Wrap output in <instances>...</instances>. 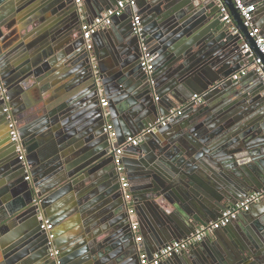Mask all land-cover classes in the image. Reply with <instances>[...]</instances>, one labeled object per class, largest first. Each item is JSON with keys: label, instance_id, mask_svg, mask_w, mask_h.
I'll use <instances>...</instances> for the list:
<instances>
[{"label": "water", "instance_id": "water-1", "mask_svg": "<svg viewBox=\"0 0 264 264\" xmlns=\"http://www.w3.org/2000/svg\"><path fill=\"white\" fill-rule=\"evenodd\" d=\"M6 1L0 4L6 5L0 15V79L30 179L23 162L15 158L14 164V145L0 116V264L46 263L40 216L51 221L60 264H139L140 251L151 255V242L158 250L187 238L264 186V84L241 44L263 65L264 56L232 0L224 3L236 34L221 21L214 0H135L140 35L126 15L121 25L113 18L92 36L99 42L93 45L98 76L81 26L92 21L87 10L100 17L118 0H83V19L74 0ZM247 1L255 3L254 14L263 15L264 31V0ZM143 52L153 56L151 74L140 67ZM102 57L111 61L109 69ZM243 67L246 73L234 79ZM194 95L203 102L195 104ZM101 96L108 101L116 144L125 137L124 127L136 136L170 109L182 108L165 127L123 150L138 231L145 230L140 242L119 191L112 143L103 133ZM243 214L253 219L243 232L231 222L215 231L213 242H199L191 259L182 252L168 260L264 264V199ZM226 233L230 240L223 239Z\"/></svg>", "mask_w": 264, "mask_h": 264}, {"label": "built area", "instance_id": "built-area-1", "mask_svg": "<svg viewBox=\"0 0 264 264\" xmlns=\"http://www.w3.org/2000/svg\"><path fill=\"white\" fill-rule=\"evenodd\" d=\"M214 1L222 14L221 21L229 27L232 33H238L239 30L228 10V7L224 3V0ZM232 1L235 8L240 14L243 25L248 29L249 36L253 38L258 51L264 56V36L261 33L260 29L257 28L253 23L255 4L249 3L246 0ZM74 3L76 5L78 14L83 19V0H74ZM134 6L135 0H118L116 5L105 10L100 17H96L90 22L83 21V24L81 26V34L84 41V48L89 53L93 74L95 76H98V66L96 56L93 53L92 36L102 28L109 26L113 18L122 16L126 9L133 8ZM131 26L135 34H141V15L137 14L136 12L132 13ZM241 49L242 53H249L248 58L252 60V64L255 65L254 69L259 74L264 84V65L261 61V58L254 57L253 51H251L249 45L245 42L241 44ZM143 50H145V48H143ZM152 60V55L146 52L142 53L140 59V67L146 74H151L153 71ZM246 71V67H243L242 69H240V71L233 75V78L237 79L241 75H244ZM192 98L194 99L195 104H201L203 102V99L199 96L194 95ZM0 99L2 100L3 113L7 124L8 136L10 138V141L14 145V152L16 154L17 160L23 162L25 166V179L28 180L30 179V166L25 162V147L21 143L19 132L16 127V120L11 113V108L8 103V96L1 79ZM100 106L102 108V115L105 119V122L103 124V133L112 143L111 152L115 164V170L119 178V191L124 202L125 212L130 222V228L133 232H135V241L140 242L141 236L137 234L139 229V220L136 216L135 205L133 204L132 194L129 189L130 185L126 173L124 172L123 164L121 162L123 150L126 146L137 145L141 141L143 134L155 131L156 129L161 127H165L172 119H175L176 117L181 115L182 108L178 107L170 109L167 115L158 118L153 123H150L148 127L145 130H142L138 135L125 136L120 144H116L118 135L109 116V111L107 108L108 101L103 96H101ZM262 199H264V186L260 189L250 192L247 197L226 208L217 219L210 221L205 225H200L199 227H197L195 233L190 235L189 237L179 240H172L165 246L151 253V255L146 254L144 251H140L139 264H161L162 261L174 255H178L182 252L187 251L193 245L203 241L208 236V234H212L215 230L225 227L229 223L235 221L241 213L248 211L251 205L260 202ZM40 220L41 230L46 232L48 258L50 259L51 264H60V253L58 248L54 244V234L52 232L51 221L44 216H40Z\"/></svg>", "mask_w": 264, "mask_h": 264}, {"label": "crops", "instance_id": "crops-1", "mask_svg": "<svg viewBox=\"0 0 264 264\" xmlns=\"http://www.w3.org/2000/svg\"><path fill=\"white\" fill-rule=\"evenodd\" d=\"M0 1H2V0H0ZM6 0H3L2 2H0V4H9L8 2L9 1H6ZM247 1V0H246ZM252 3V2H251ZM255 4V3H254ZM4 11H6V5H2V6H0V15H2L1 13H4ZM136 11H138V9L135 7V9L134 8H128V9H126L125 10V12L123 13V15L122 16H120V17H118V18H116V23H118V25H121L122 24V22H123V19L126 17V15H129V16H131L132 15V13L133 12H136ZM87 15H88V17H89V19L90 20H92V14L90 13V11H88L87 10ZM96 18V17H95ZM94 19V18H93ZM263 19V15H260V14H257L256 15V13L253 15V23H254V25L257 27V28H259L260 29V31H261V33L263 34V36H264V31H263V29H262V27H261V20ZM108 27V26H107ZM2 30V32L3 33H5V34H8V31H6L4 28H2L1 29ZM96 38H93L92 39V42H93V45H95V46H98V44H99V42H98V40H95ZM100 41V40H99ZM97 48H99V47H97ZM100 49V48H99ZM101 51H102V56H104V49L102 48V49H100ZM5 52V50H3L2 51V53H4ZM97 60V59H96ZM99 62L101 63V64H103L104 65V67L105 68H108L109 69V67H110V65H111V61L107 58V57H102V58H100L99 59ZM44 96H42L41 98H43ZM33 98H37V97H33ZM125 132H127V130H126V127H124L123 128V130H122V135H120V136H128L127 135V133H125ZM130 136V135H129ZM130 156V155H129ZM132 157V154H131V156H130V158ZM261 206L260 205H257V206H255L254 208H253V210H255V214L257 215L256 217H259V215L261 214L260 213V210H261V208H260ZM251 215V214H250ZM250 215L249 216H245V214H243V213H241L240 215H239V217L235 220V221H233L232 223H231V226L232 227H235V225L237 226V227H235V231L236 232H238V229L239 230H242V232H243V227L244 226H247L248 224H249V222L251 221V219L252 218H249L250 217ZM241 218V219H240ZM240 219V220H239ZM253 220V219H252ZM142 230H143V232H145V230L142 228ZM216 231V230H215ZM215 231L212 233V234H208V236H207V238L209 239V241L210 242H213V240L215 239L214 238V233H215ZM143 232H139L138 231V235H140V236H143ZM225 236H224V240L225 241H227V240H230V236L228 235V233H226V234H224ZM143 239V238H142ZM142 242H143V244H144V240H142ZM205 242V244H207L208 246H209V242L208 241H204ZM151 244V247L150 246H148V248H149V250H150V252H154V251H156V246L154 245V243L153 242H151L150 243ZM198 245H200L199 243L198 244H195V246L193 245V247H190L187 251H185L182 255H184L185 256V258L187 259V260H189V259H191L192 257H194V252H197L198 250H199V246ZM176 257V256H175ZM173 259H176V262L175 261H173L172 260V262H171V260H164V261H166V263H172V264H186L185 262H184V258H183V256H180V257H176V258H173ZM163 261V262H164Z\"/></svg>", "mask_w": 264, "mask_h": 264}, {"label": "flooded vegetation", "instance_id": "flooded-vegetation-1", "mask_svg": "<svg viewBox=\"0 0 264 264\" xmlns=\"http://www.w3.org/2000/svg\"><path fill=\"white\" fill-rule=\"evenodd\" d=\"M0 116L2 117L1 119H2V121H3V123H4V130H7V124H6V121H4L5 119H4V116H3V113L2 112H0ZM13 154V153H12ZM12 157H14V159L16 158V156H15V154H13L12 155ZM17 159V158H16ZM16 159L14 160V164H17V162H16ZM46 263L45 264H51V262H50V259L49 258H47V260L45 261Z\"/></svg>", "mask_w": 264, "mask_h": 264}]
</instances>
